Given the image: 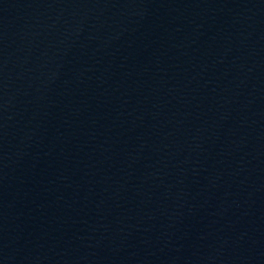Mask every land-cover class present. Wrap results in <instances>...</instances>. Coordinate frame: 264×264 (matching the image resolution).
I'll return each instance as SVG.
<instances>
[{"label":"water","instance_id":"obj_1","mask_svg":"<svg viewBox=\"0 0 264 264\" xmlns=\"http://www.w3.org/2000/svg\"><path fill=\"white\" fill-rule=\"evenodd\" d=\"M0 264H264V0H0Z\"/></svg>","mask_w":264,"mask_h":264}]
</instances>
